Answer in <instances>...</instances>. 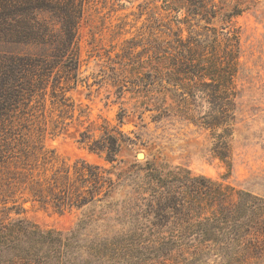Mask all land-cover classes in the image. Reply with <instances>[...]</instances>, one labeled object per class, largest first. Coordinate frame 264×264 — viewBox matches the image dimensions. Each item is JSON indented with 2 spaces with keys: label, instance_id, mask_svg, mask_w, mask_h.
I'll return each instance as SVG.
<instances>
[{
  "label": "trees",
  "instance_id": "obj_1",
  "mask_svg": "<svg viewBox=\"0 0 264 264\" xmlns=\"http://www.w3.org/2000/svg\"><path fill=\"white\" fill-rule=\"evenodd\" d=\"M246 5L162 0L153 11L150 54L121 63L114 78L118 91L128 82L136 86L126 90L135 94L142 113L154 112V120L175 115L209 130L211 151L229 164L230 138L243 106L234 18ZM86 8L87 0H0V40L26 47L22 58H0V164L10 173L0 177V196L17 182L22 192L58 210L84 207L69 230L42 228L10 213L0 216V264H129L140 251L154 254L155 264H264V199L248 191L156 159L126 170L83 160L73 171L58 168L47 175L40 169L55 157L30 117L33 102L46 93L58 65L67 78L78 76L77 32ZM54 79L55 89L56 74ZM21 99L18 164L9 152L16 130L9 117L11 105ZM80 141L115 162L123 138L106 132L96 139L85 130ZM3 207L1 212L10 209Z\"/></svg>",
  "mask_w": 264,
  "mask_h": 264
},
{
  "label": "rangeland",
  "instance_id": "obj_2",
  "mask_svg": "<svg viewBox=\"0 0 264 264\" xmlns=\"http://www.w3.org/2000/svg\"><path fill=\"white\" fill-rule=\"evenodd\" d=\"M242 1L248 8L234 21L240 32L239 84L243 89V106L230 138V164L211 151L209 130L175 115L154 120L153 111L142 113L137 107L139 102L129 91L136 86L128 82L125 91H118L114 83L116 68L121 63L147 58L150 54V34L155 24L153 11L162 0H87L77 32L78 76L67 78L68 74L58 65L46 93L42 92L37 96L38 101L33 102L37 106L30 117L37 134L43 137L48 154L55 157L52 162L40 165V169L47 175L58 168L70 167L73 171L75 164L83 160L105 168L115 165L118 170H126L134 162L144 164L156 159L264 199V0ZM158 12L163 16L162 9ZM22 50H26L22 42L0 40V58H22ZM29 50L34 51V48L29 47ZM55 74L59 82L54 89ZM11 106L9 118L16 130L10 138L13 148L9 152L14 155L11 159L20 164L22 99ZM122 111L124 116L120 114ZM85 130H90L96 139L104 137L106 132L122 136L118 161L109 162L105 154L81 142V132ZM139 153L145 158L139 159ZM0 168L1 178L10 175L4 163ZM14 168L12 163L9 170ZM16 184L0 196V201L7 200L6 204H0V209L10 207L0 211V216L10 213L14 217L24 216L42 228L69 230L84 212V207L58 210L51 203L34 200L30 194L22 192L21 184ZM131 258L129 264H155L157 260L148 251L133 252ZM166 264L176 263L167 260Z\"/></svg>",
  "mask_w": 264,
  "mask_h": 264
},
{
  "label": "water",
  "instance_id": "obj_3",
  "mask_svg": "<svg viewBox=\"0 0 264 264\" xmlns=\"http://www.w3.org/2000/svg\"><path fill=\"white\" fill-rule=\"evenodd\" d=\"M138 158H139V159H144V158H145V157H144V154H143V153H139V154H138Z\"/></svg>",
  "mask_w": 264,
  "mask_h": 264
}]
</instances>
